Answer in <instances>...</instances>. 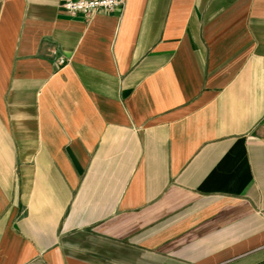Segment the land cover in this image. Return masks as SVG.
I'll return each mask as SVG.
<instances>
[{"label": "crops", "instance_id": "0c3cea01", "mask_svg": "<svg viewBox=\"0 0 264 264\" xmlns=\"http://www.w3.org/2000/svg\"><path fill=\"white\" fill-rule=\"evenodd\" d=\"M0 264H264V0H0Z\"/></svg>", "mask_w": 264, "mask_h": 264}, {"label": "built area", "instance_id": "2783aa9c", "mask_svg": "<svg viewBox=\"0 0 264 264\" xmlns=\"http://www.w3.org/2000/svg\"><path fill=\"white\" fill-rule=\"evenodd\" d=\"M126 0H61V6L71 16L92 17L99 12H113L121 8ZM63 63V61H61Z\"/></svg>", "mask_w": 264, "mask_h": 264}]
</instances>
